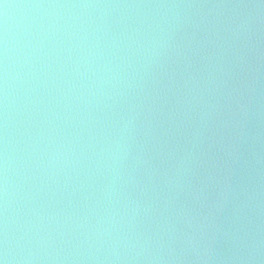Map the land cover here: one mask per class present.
<instances>
[{
    "label": "water",
    "instance_id": "95a60500",
    "mask_svg": "<svg viewBox=\"0 0 264 264\" xmlns=\"http://www.w3.org/2000/svg\"><path fill=\"white\" fill-rule=\"evenodd\" d=\"M264 264V0H0V259Z\"/></svg>",
    "mask_w": 264,
    "mask_h": 264
},
{
    "label": "clouds",
    "instance_id": "9594fccd",
    "mask_svg": "<svg viewBox=\"0 0 264 264\" xmlns=\"http://www.w3.org/2000/svg\"><path fill=\"white\" fill-rule=\"evenodd\" d=\"M0 264H6V258L5 259H0Z\"/></svg>",
    "mask_w": 264,
    "mask_h": 264
}]
</instances>
